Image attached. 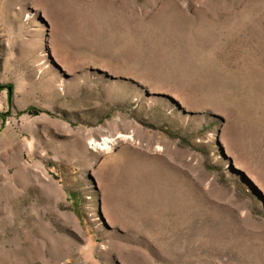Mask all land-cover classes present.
<instances>
[{"label":"rangeland","instance_id":"rangeland-1","mask_svg":"<svg viewBox=\"0 0 264 264\" xmlns=\"http://www.w3.org/2000/svg\"><path fill=\"white\" fill-rule=\"evenodd\" d=\"M0 264H264V0H0Z\"/></svg>","mask_w":264,"mask_h":264},{"label":"bare ground","instance_id":"bare-ground-1","mask_svg":"<svg viewBox=\"0 0 264 264\" xmlns=\"http://www.w3.org/2000/svg\"><path fill=\"white\" fill-rule=\"evenodd\" d=\"M118 136H122V135H118ZM109 141L110 142H113V139H109L107 137H104V138H102V141L101 142H96V143H93L92 142V143H90V145H91V147L96 148V149L98 148L100 150H104V149L107 150L108 148H110V145L108 143Z\"/></svg>","mask_w":264,"mask_h":264}]
</instances>
